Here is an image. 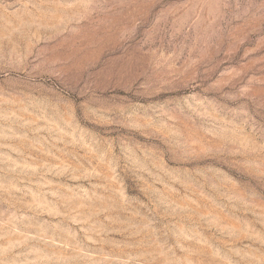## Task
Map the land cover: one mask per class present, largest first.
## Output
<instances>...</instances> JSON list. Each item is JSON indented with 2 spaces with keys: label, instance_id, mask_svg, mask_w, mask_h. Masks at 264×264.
<instances>
[{
  "label": "rangeland",
  "instance_id": "rangeland-1",
  "mask_svg": "<svg viewBox=\"0 0 264 264\" xmlns=\"http://www.w3.org/2000/svg\"><path fill=\"white\" fill-rule=\"evenodd\" d=\"M0 264H264V0H0Z\"/></svg>",
  "mask_w": 264,
  "mask_h": 264
}]
</instances>
